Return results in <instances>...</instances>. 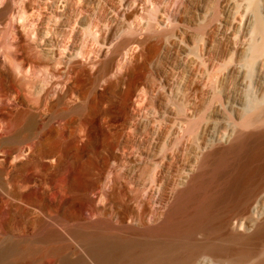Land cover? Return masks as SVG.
I'll list each match as a JSON object with an SVG mask.
<instances>
[{
    "label": "rangeland",
    "instance_id": "rangeland-1",
    "mask_svg": "<svg viewBox=\"0 0 264 264\" xmlns=\"http://www.w3.org/2000/svg\"><path fill=\"white\" fill-rule=\"evenodd\" d=\"M143 1L0 0V80L4 76L2 72H7L24 100L39 108L29 117L30 121L27 118L28 124L25 120L31 138L33 133L45 143L55 142L62 150L64 164L76 154L71 145L74 134L80 136L89 127L91 139L98 141L110 136L113 124L124 121L118 152L129 163L102 175L98 166L91 168V152L84 151L80 160L85 173L84 186L81 194L72 198L69 208L56 204L64 187L63 167L30 170L28 189H37L39 194L27 204V230L31 234L40 224L43 235L52 232L59 237L64 229L95 219L94 208L101 196L95 193L100 194L119 171L131 178L127 201L137 213L142 210L145 196L153 193L158 196L163 191V197L157 199L153 208L155 215L148 218L151 223L152 217H162L166 197L182 183L186 174L197 168L202 157L212 160L219 151L231 146L234 133L264 132V0ZM137 2L142 6L139 12L126 18L124 13ZM126 22V28L149 40L122 50L112 73L120 72L138 51L143 52L146 44L152 43L156 54L147 60L144 54L139 58L145 65L144 89L128 101L122 96H87L77 113L71 112L79 99L73 94L55 107L57 117L51 121L49 99L56 97L58 84L72 58L86 61L77 50L85 54L91 49L87 58H94L117 23L127 25ZM76 33L79 40L75 43L72 39ZM46 89L49 94L43 97ZM124 105L126 112H121ZM105 110L114 118L106 117ZM64 111L67 113L62 114ZM53 126L63 128L65 133L53 137ZM262 143L258 137L250 140L248 149L252 155H262ZM261 162L260 169L252 176L256 182L264 179V162ZM248 184L252 183L242 189H248ZM239 194H229L226 202L236 203L235 197ZM92 198L96 199L93 204ZM250 207L255 219L263 222L264 187L255 194ZM245 216L239 213L235 219L243 220ZM109 217L115 221L114 213ZM126 222L138 224L131 218ZM236 229V223H232L224 230L233 233ZM256 229L250 222L240 230L246 236L252 235L251 250L257 248ZM194 235L197 242L204 239L202 232ZM192 264L224 263L201 254Z\"/></svg>",
    "mask_w": 264,
    "mask_h": 264
},
{
    "label": "bare ground",
    "instance_id": "bare-ground-1",
    "mask_svg": "<svg viewBox=\"0 0 264 264\" xmlns=\"http://www.w3.org/2000/svg\"><path fill=\"white\" fill-rule=\"evenodd\" d=\"M155 6L152 8L157 9ZM140 7L141 2H137L132 9L127 12L125 9L126 13H123L126 18H131L139 12ZM117 24L109 36L106 35L107 38L103 37L106 38L103 48L99 49L94 58H87L91 49H87L84 54L78 52L77 48V53L83 58L86 57V61L79 57L72 58L73 62L59 84L57 83L59 89L56 91V97L49 99L51 121L57 117L55 107L66 98L73 97V94H77L79 99L77 98L78 102L75 101L71 112L77 113L83 108L87 96H122L128 101L134 93L144 89L145 65L141 63L144 60L140 61L142 59L139 58L143 54L146 60L150 58L155 53V47L152 43L146 44L143 52L133 54L130 64L122 70L119 69L120 72L112 73L114 62L119 54H122V50L125 51L130 45L147 43L149 40L147 36L140 38L130 31V28H126L128 23ZM74 36L76 38L72 40L76 43L79 40L78 34ZM2 73L0 264H192L201 254H207L212 260L224 264H264V221L255 219L256 215L250 207L255 194L264 187V179L256 182V178L252 177L256 169H260L259 163L264 162V148L262 155H252L248 149L249 142L254 137L264 143L263 131L254 132L255 134L234 133L231 146L218 150L212 160L202 157L197 168L186 174L182 183L166 197V209L162 217H152L151 223L148 218L155 215L153 208L157 199L163 197V191L161 190L158 196L155 193L145 196L141 202L142 210L137 213L127 201V186L131 178L126 172L119 171L113 174L100 194L95 193L96 196L101 195L98 206L94 208L97 214L95 219L89 218L88 222L75 228H66L59 237L52 232L43 235L40 224L32 234L29 233L27 204L30 198L39 196L37 189H28L30 170L37 171L45 166L54 167L56 170L63 167L64 187L56 204L65 209L69 208L72 198L79 196L84 186L85 173L83 165L80 164L84 151L91 152V168L98 166L102 175L129 163L127 158L121 157L118 152L121 148L119 135L124 121L120 124L112 123L114 129L110 130V136L107 135L98 141L91 139L89 127L83 129L80 136L74 134L71 145L76 149V154L73 160H65L63 164L60 146L51 141L45 143L38 134L32 133L34 139L30 137L29 126L25 120L28 124L29 117L32 118L36 114L35 110L39 108L30 106L20 91L15 89L8 73ZM48 92V89L44 90L43 97H46ZM126 105L121 112H126ZM66 113L67 111H64L62 114ZM105 113L106 117L114 116L110 111L105 110ZM63 133V128L52 127L53 137ZM100 149L103 151L100 152ZM251 177L252 180L249 181ZM249 182L252 184H248V189H242ZM237 193L240 194L238 198L235 197L236 203L226 202V196ZM95 201V198L90 200L91 204ZM233 201L234 199L231 202ZM112 213L115 221L109 217ZM239 213L246 214L243 220L235 219ZM128 218L137 220L138 224H127ZM250 222L254 223L258 232L254 240L257 248L254 250L249 246L252 235L249 237L240 233ZM232 223H236V231L226 232L224 229H228ZM198 232L203 233L204 239L197 242L193 235Z\"/></svg>",
    "mask_w": 264,
    "mask_h": 264
}]
</instances>
